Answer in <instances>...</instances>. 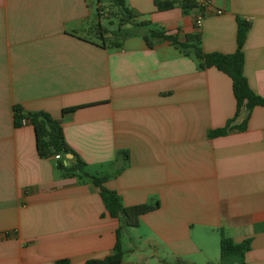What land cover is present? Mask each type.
Wrapping results in <instances>:
<instances>
[{
    "label": "crops",
    "instance_id": "0c3cea01",
    "mask_svg": "<svg viewBox=\"0 0 264 264\" xmlns=\"http://www.w3.org/2000/svg\"><path fill=\"white\" fill-rule=\"evenodd\" d=\"M199 1L210 9L197 27V9L125 0L138 20L180 39L199 32L205 51H234L236 15L248 18L244 74L264 96V0ZM106 10V0H0V264H83L112 251L118 227L122 264L134 263L136 238L153 259L198 264L221 234L250 237L245 260L264 264V105L252 108L244 129L208 136L234 115L230 76L199 68L168 40L149 46L147 25L126 22L108 42L110 32L101 37L95 26L107 30ZM15 104L58 118L90 172H113L116 149H127L128 165L105 185L125 205L157 207L137 226H121L98 187L61 172L54 154H38L32 124L14 125Z\"/></svg>",
    "mask_w": 264,
    "mask_h": 264
},
{
    "label": "trees",
    "instance_id": "16d2710c",
    "mask_svg": "<svg viewBox=\"0 0 264 264\" xmlns=\"http://www.w3.org/2000/svg\"><path fill=\"white\" fill-rule=\"evenodd\" d=\"M108 1L113 7H116L114 15H117L119 18V30L126 22L150 26V20L137 19L138 13L129 8L125 0ZM154 4L157 10L179 7L183 14H188L194 9L202 13L204 9V5L199 0H154ZM109 8L110 5L106 4V12L111 10ZM236 21V48L234 51L228 53L205 51L201 45L199 32L187 33L185 39H180L177 32H170L162 26H150L148 27V31L143 34V38L149 46L153 45V42L157 40H168L181 52L192 54L197 60L199 68L214 66L230 76L236 102L234 115L223 126L208 129V136L223 135L231 130L244 129L252 108L256 105H264V96L257 93L249 85L247 77L244 74L243 44L251 22L242 15H236ZM95 26L101 37H104V32H108L99 23ZM80 106L82 105L65 107L63 111H72ZM240 116L242 120L239 123H234V120ZM13 121L16 126L22 125L24 121H29L32 124L35 132L36 149L40 156L59 153L60 157L57 161V167L61 172L66 175H74L80 181H89L98 187L106 210L111 216L121 220V226H137L142 214L157 207V201L125 205L122 203L119 193L105 185V181L109 176L121 172L128 165L129 154L127 149H116L112 160L115 166L113 172L94 173L87 170L86 162L66 142L61 121L53 117L49 112L44 110L26 111L21 105L15 104L13 106ZM67 153H71L72 156L66 157ZM120 230V227L116 229V241L110 253L101 258H89L83 264H122L124 250L121 246ZM250 242V237L236 241L230 236L221 234L219 239V257L216 263L213 264H248L245 260V253L250 248ZM57 263L70 264V261L67 258H61ZM169 264L195 263L177 257Z\"/></svg>",
    "mask_w": 264,
    "mask_h": 264
},
{
    "label": "rangeland",
    "instance_id": "374dc122",
    "mask_svg": "<svg viewBox=\"0 0 264 264\" xmlns=\"http://www.w3.org/2000/svg\"><path fill=\"white\" fill-rule=\"evenodd\" d=\"M106 4L110 5L109 9L111 10H108L107 12H105L106 16H104V18L102 17L101 22L103 25L106 26V29L110 32L109 36L107 37V41L109 42V41L120 39V37L122 36L121 34L124 29L119 30V18L117 15H114L116 11V7L115 6L113 7V5H111L108 0H106ZM135 243L139 246L138 247L139 253L135 252V254H129L130 258L134 260L133 264H140V263L135 262L134 256L136 258H139V260L142 261L143 264H169L166 261L163 262V261H158L157 259H153L147 251L148 249L147 245L142 240H140V238H136ZM130 244H132V242ZM123 250L125 251V248H123ZM124 253L126 254V251ZM218 257H219V243L217 245V248L215 247V251H213V253L210 254L211 259L204 260L202 258H199L197 259V262L198 264H213V263H216ZM209 260H211L210 261L211 263H209Z\"/></svg>",
    "mask_w": 264,
    "mask_h": 264
},
{
    "label": "built area",
    "instance_id": "2783aa9c",
    "mask_svg": "<svg viewBox=\"0 0 264 264\" xmlns=\"http://www.w3.org/2000/svg\"><path fill=\"white\" fill-rule=\"evenodd\" d=\"M202 4L204 5V8L206 10L210 9V4H208L207 2H202ZM216 12H220L221 10L220 9H215ZM202 18H203V14L200 12L198 13L196 16H195V19H194V22L196 24L197 27H199L202 23ZM55 157H60V154L59 153H55L54 154Z\"/></svg>",
    "mask_w": 264,
    "mask_h": 264
}]
</instances>
